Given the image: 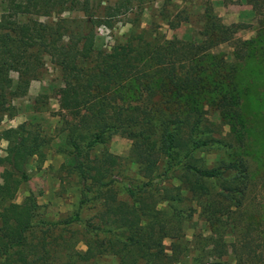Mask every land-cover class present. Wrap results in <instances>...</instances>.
I'll return each instance as SVG.
<instances>
[{
    "label": "trees",
    "instance_id": "1",
    "mask_svg": "<svg viewBox=\"0 0 264 264\" xmlns=\"http://www.w3.org/2000/svg\"><path fill=\"white\" fill-rule=\"evenodd\" d=\"M103 1L2 0L0 105L8 94L15 93L10 71L36 76L44 55L49 56L61 75L59 106L72 115L65 120L60 150L70 157L68 169L80 186L78 209L59 222L79 225L88 234L84 251L71 253L69 263L56 264H77L98 256L103 245L97 240L99 233L104 234L107 250L117 264H165L163 238L177 233L182 217L190 216L183 192L215 198L216 210H228L230 205L240 206L248 181L242 158L207 165L199 155L229 147L227 141L214 136L204 116L205 104L220 113L231 135L241 138L243 132L234 68L221 63L209 67L207 63L206 50L229 41L230 27L214 21L212 37L197 44L147 41L94 52L86 30ZM67 10L84 12L76 33L68 32L65 18L59 16ZM53 14L56 19L51 22L36 18ZM22 16L26 19L19 21ZM205 91L213 92L209 101L203 98ZM137 100L140 102L133 103ZM115 134L131 140L128 157L137 164L142 180L121 181L112 171L120 158L105 148L94 152ZM2 140L7 143V155H0L6 179L0 186V264H50L59 255L51 252L55 248L50 249L44 236H34L41 221L35 197L30 193L22 202L12 200L29 179V160L33 156L44 159L47 138L24 122L1 130L0 144ZM115 185L131 202L118 198ZM91 202L99 205L92 216L97 217L96 222L84 218L83 209ZM247 230L243 239L248 264H264V252L251 247L258 243L248 237ZM199 264L226 263L208 260Z\"/></svg>",
    "mask_w": 264,
    "mask_h": 264
},
{
    "label": "rangeland",
    "instance_id": "2",
    "mask_svg": "<svg viewBox=\"0 0 264 264\" xmlns=\"http://www.w3.org/2000/svg\"><path fill=\"white\" fill-rule=\"evenodd\" d=\"M4 11L5 5L0 0V18ZM59 16L65 18L67 31L74 33L85 18L80 10H67ZM36 18L51 22L56 16ZM18 19L23 21L26 17ZM214 21L230 27L231 39L208 48L207 63L209 67L221 63L234 68L233 81L240 93L239 112L244 125L241 138L231 135L220 113L205 104L204 116L214 136L227 141L229 147L212 148L199 155L207 165L220 159L242 158L247 166L248 181L240 206L230 205L228 210H216L215 198L183 192L190 216L182 217L177 233L163 238L165 264H199L208 260L248 264L243 239L246 229L251 233L248 237H254L258 243L251 247L264 252L263 244H259V241L264 242V0H104L86 30L94 52H107L117 44L135 45L147 41L185 40L197 44L212 37L210 26ZM207 74L211 79V72ZM9 76L15 93L8 94L6 102L0 105V131L25 122L47 138L44 159L40 161L33 156L29 160V179L19 186L12 200L22 202L33 194L39 204L37 218L41 220L34 236H44L51 243L50 249L55 248V252H51L59 255L52 258L50 264L67 261L71 253L86 249L88 234L79 225L59 222L78 209L80 199L78 179L67 166L70 157L60 150L64 146L65 120L72 119V115L59 106L60 71L49 56L44 55L38 75L21 76L12 69ZM212 96L213 92L205 91L203 98L209 101ZM6 145L2 140L1 156L7 155ZM130 145L129 138L115 134L94 151L99 153L105 148L120 158L112 171L123 182L142 180L137 164L128 157ZM5 181L0 166V186ZM115 189L119 199L131 202L118 185ZM98 209L97 204H87L83 209L84 218L96 222L97 217L92 216ZM97 240L103 243L102 252L77 264H117V258L107 250L104 234L99 233ZM242 258L247 261L240 262Z\"/></svg>",
    "mask_w": 264,
    "mask_h": 264
}]
</instances>
